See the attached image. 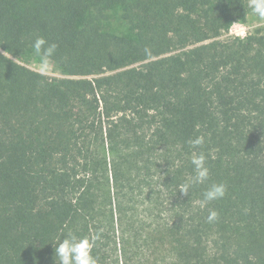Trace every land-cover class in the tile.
Instances as JSON below:
<instances>
[{
  "label": "trees",
  "instance_id": "1",
  "mask_svg": "<svg viewBox=\"0 0 264 264\" xmlns=\"http://www.w3.org/2000/svg\"><path fill=\"white\" fill-rule=\"evenodd\" d=\"M115 3L135 38L99 29ZM247 5L0 0V264H56L69 233L96 264H264V33L217 39ZM37 37L87 77L4 58ZM193 151L210 176L184 194Z\"/></svg>",
  "mask_w": 264,
  "mask_h": 264
},
{
  "label": "clouds",
  "instance_id": "2",
  "mask_svg": "<svg viewBox=\"0 0 264 264\" xmlns=\"http://www.w3.org/2000/svg\"><path fill=\"white\" fill-rule=\"evenodd\" d=\"M247 7L251 9L253 15L258 17L260 21H264V0H248ZM247 16V10H246ZM245 16V17H246ZM239 23V22H238ZM238 23H233L235 27ZM236 35L244 36L243 31L237 32ZM33 55L38 58V67L40 74H46L52 67V58L55 54L57 45L55 43L49 44L44 37H37L32 45ZM4 52L3 56L7 60H12L14 64L18 58L13 59L12 53ZM7 54V55H6ZM204 137L200 136L194 140H189L188 143L195 149L204 144ZM206 156L203 153L193 151L191 156V163L194 166L195 175L192 176L188 182L181 185L179 190L188 194L189 189L193 184H203L209 180L210 171L206 166ZM227 194V186L223 183H212L210 187L204 192L201 206L205 204L223 199ZM218 212L210 210L207 220L209 223L216 221ZM54 259L56 264H96V259L92 255L94 240L88 237L78 238L69 233L65 238L53 243Z\"/></svg>",
  "mask_w": 264,
  "mask_h": 264
},
{
  "label": "rangeland",
  "instance_id": "3",
  "mask_svg": "<svg viewBox=\"0 0 264 264\" xmlns=\"http://www.w3.org/2000/svg\"><path fill=\"white\" fill-rule=\"evenodd\" d=\"M124 8L120 3H115L109 6L105 11V18L98 22L99 29L103 33L115 35L118 37H127V38H135L134 32L130 29L128 24L123 18ZM239 22V23H238ZM233 23H238L235 27H233ZM231 23L221 34L217 37L219 40H226L228 38H241L244 39L247 36L258 32L264 33V21H260L258 17L249 13L247 15L246 21H235ZM243 31L245 33L244 36L236 35L237 32ZM34 50L28 51L26 54L22 55L16 61L20 65L28 68L31 71L39 72L38 67V58L33 55ZM15 59V58H13ZM50 78H84L82 74L76 75H68L62 68L57 66L52 62L51 69L43 74Z\"/></svg>",
  "mask_w": 264,
  "mask_h": 264
}]
</instances>
